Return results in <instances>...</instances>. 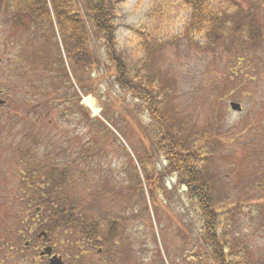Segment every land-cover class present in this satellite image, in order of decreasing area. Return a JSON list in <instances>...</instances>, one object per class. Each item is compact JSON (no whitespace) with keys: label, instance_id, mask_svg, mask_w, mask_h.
Here are the masks:
<instances>
[{"label":"rangeland","instance_id":"rangeland-1","mask_svg":"<svg viewBox=\"0 0 264 264\" xmlns=\"http://www.w3.org/2000/svg\"><path fill=\"white\" fill-rule=\"evenodd\" d=\"M156 2L111 0L118 50L132 71L142 67L140 74L160 75L173 85L170 105L181 121L206 137V165L219 179L222 199H228L230 210L237 208L233 232L263 264L264 0H235L238 7L222 8L228 15L235 10L251 14L253 22L247 21L243 35L252 23L260 35L257 45L240 39L207 45L201 37L188 42L182 33L191 12L181 0H171L162 23V52L148 54L140 47L138 31L154 29ZM82 3L75 0L84 15ZM88 31L97 63L81 73L83 85L67 65L70 81L61 89L58 74L41 64L35 67L30 56L43 38L32 30L14 29L0 16V100L6 102L0 106V264H49L39 256L46 246L65 264H199L200 259L201 264H215L185 189L165 173L151 116L117 84L102 43L90 26ZM45 42L52 61L58 48L65 59L62 40ZM231 103L242 111H233ZM53 168L57 180L68 176V202L79 207V216L97 220L103 229L118 222L116 246L105 253L97 248L78 262V248H71L75 245L65 232L54 234L51 245L39 242L36 226L24 229L21 223L34 214L35 206L27 208L21 179L26 175L41 182L38 177L45 179ZM146 168L163 172L156 203L146 185L143 192L137 188V175L144 182ZM22 229L27 242L21 246Z\"/></svg>","mask_w":264,"mask_h":264},{"label":"trees","instance_id":"trees-1","mask_svg":"<svg viewBox=\"0 0 264 264\" xmlns=\"http://www.w3.org/2000/svg\"><path fill=\"white\" fill-rule=\"evenodd\" d=\"M170 1L157 0L153 7L156 19L154 29L138 31L140 47L145 53L162 52V23L167 21ZM220 1L221 5L217 0H181L191 12L182 37L190 43L195 42L196 37H201L207 45L220 44L230 39H240L248 45L261 44L260 35L252 23L245 33L247 35H243L247 21L253 22L251 14H240L235 10V13L228 15L229 12L222 8L226 5L236 8L235 0ZM82 6L84 15L78 10L75 0H0V16L8 19L14 29L32 30L36 37L38 35L43 38L39 50L30 56L36 62L35 67L41 64L47 71L50 69L51 73L58 74L57 82L61 89L70 81L67 65L73 70L77 83L83 85L79 79L81 73L88 72L97 63L90 47V26L93 36L102 43L117 84L140 101V105L151 116L156 133L155 145L167 164L165 173L175 176L177 186L185 189L188 201L200 217L203 240L211 259L215 264H260L244 240L233 232L236 224L234 211L237 208L230 210L228 199H222L219 179L206 165L209 158V154L203 150L206 137L198 133L195 125L189 126L181 121L170 105L173 85L160 75L140 74L138 71L142 67L138 71L128 68L124 56L118 50L116 13L111 0H83ZM45 39L53 40L55 44H58V39L62 40L65 59L58 48L57 59L52 61ZM217 146L218 143L215 142L213 147ZM55 169L45 179L38 177L41 182L35 183L26 178V175L21 179L27 208L35 206L34 214L21 223L24 229L29 231L34 225L39 234L48 233V238L43 241L51 245L54 234L65 232L71 236L75 245L71 248H78L75 257L78 262L83 260L81 257L97 248L105 253L108 248L116 246L118 222H111L103 229L97 220L79 216V207L69 205L68 202L70 196L66 190L71 187L68 176H60L57 180L54 176ZM137 179V188L140 187L143 192V185H146L151 201L156 203V191L163 183V172L157 173L146 168V180L142 182L138 175ZM142 195L145 199L144 193ZM143 212L148 214V208ZM227 212L233 216H225ZM19 235L18 241L22 246V243L27 242L24 230ZM28 243H25L23 249L30 246ZM196 257L200 259L197 255ZM201 263L200 259L199 264Z\"/></svg>","mask_w":264,"mask_h":264},{"label":"water","instance_id":"water-1","mask_svg":"<svg viewBox=\"0 0 264 264\" xmlns=\"http://www.w3.org/2000/svg\"><path fill=\"white\" fill-rule=\"evenodd\" d=\"M2 93L0 89V94ZM5 101L0 100V106L5 105ZM231 108L233 111L241 112L242 107L237 103H231ZM47 236L46 233L40 234L39 237ZM53 253V249L51 247L45 248L44 251L41 253V256H51ZM50 264H64L61 257L54 256L50 259Z\"/></svg>","mask_w":264,"mask_h":264},{"label":"bare ground","instance_id":"bare-ground-1","mask_svg":"<svg viewBox=\"0 0 264 264\" xmlns=\"http://www.w3.org/2000/svg\"><path fill=\"white\" fill-rule=\"evenodd\" d=\"M86 100L88 101V98H86Z\"/></svg>","mask_w":264,"mask_h":264}]
</instances>
